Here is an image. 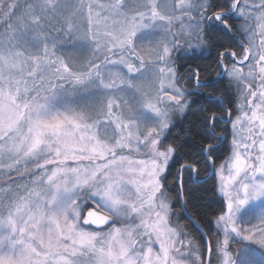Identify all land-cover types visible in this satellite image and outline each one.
I'll return each instance as SVG.
<instances>
[{"label":"snow or ice","instance_id":"1","mask_svg":"<svg viewBox=\"0 0 264 264\" xmlns=\"http://www.w3.org/2000/svg\"><path fill=\"white\" fill-rule=\"evenodd\" d=\"M3 177L0 264H264V0H0Z\"/></svg>","mask_w":264,"mask_h":264},{"label":"trees","instance_id":"2","mask_svg":"<svg viewBox=\"0 0 264 264\" xmlns=\"http://www.w3.org/2000/svg\"><path fill=\"white\" fill-rule=\"evenodd\" d=\"M202 175V177H203V173L201 174ZM212 183V181H209V184H211ZM213 199H215V197H213ZM213 207V209L215 208V205H213L212 206ZM207 210V209H206ZM209 219H212V214H211V212H209Z\"/></svg>","mask_w":264,"mask_h":264},{"label":"rangeland","instance_id":"3","mask_svg":"<svg viewBox=\"0 0 264 264\" xmlns=\"http://www.w3.org/2000/svg\"><path fill=\"white\" fill-rule=\"evenodd\" d=\"M3 179H6V177L0 178V182H2Z\"/></svg>","mask_w":264,"mask_h":264}]
</instances>
